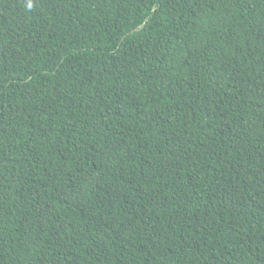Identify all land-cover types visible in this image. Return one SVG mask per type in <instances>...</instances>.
I'll use <instances>...</instances> for the list:
<instances>
[{
	"label": "trees",
	"instance_id": "1",
	"mask_svg": "<svg viewBox=\"0 0 264 264\" xmlns=\"http://www.w3.org/2000/svg\"><path fill=\"white\" fill-rule=\"evenodd\" d=\"M0 264H264V0H0Z\"/></svg>",
	"mask_w": 264,
	"mask_h": 264
},
{
	"label": "clouds",
	"instance_id": "2",
	"mask_svg": "<svg viewBox=\"0 0 264 264\" xmlns=\"http://www.w3.org/2000/svg\"><path fill=\"white\" fill-rule=\"evenodd\" d=\"M29 7H31V5H29Z\"/></svg>",
	"mask_w": 264,
	"mask_h": 264
}]
</instances>
